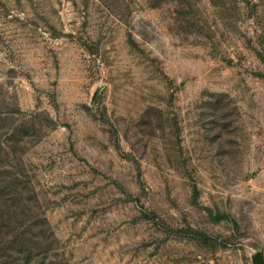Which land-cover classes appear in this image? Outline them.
<instances>
[{"label": "rangeland", "instance_id": "1", "mask_svg": "<svg viewBox=\"0 0 264 264\" xmlns=\"http://www.w3.org/2000/svg\"><path fill=\"white\" fill-rule=\"evenodd\" d=\"M256 253L264 0H0V264Z\"/></svg>", "mask_w": 264, "mask_h": 264}, {"label": "water", "instance_id": "2", "mask_svg": "<svg viewBox=\"0 0 264 264\" xmlns=\"http://www.w3.org/2000/svg\"><path fill=\"white\" fill-rule=\"evenodd\" d=\"M97 93H98V90H96L94 93V96L92 98V103L95 101ZM252 264H264V256L261 253L254 254Z\"/></svg>", "mask_w": 264, "mask_h": 264}]
</instances>
